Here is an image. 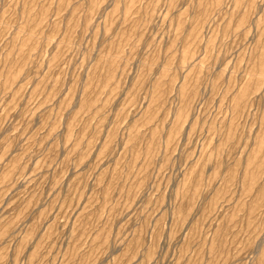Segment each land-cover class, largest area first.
Returning <instances> with one entry per match:
<instances>
[{"label":"rangeland","instance_id":"obj_1","mask_svg":"<svg viewBox=\"0 0 264 264\" xmlns=\"http://www.w3.org/2000/svg\"><path fill=\"white\" fill-rule=\"evenodd\" d=\"M0 264H264V0H0Z\"/></svg>","mask_w":264,"mask_h":264}]
</instances>
